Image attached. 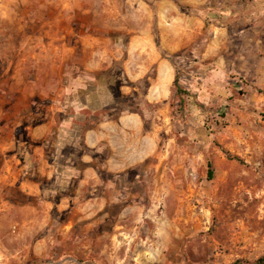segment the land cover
<instances>
[{"label":"rangeland","instance_id":"rangeland-1","mask_svg":"<svg viewBox=\"0 0 264 264\" xmlns=\"http://www.w3.org/2000/svg\"><path fill=\"white\" fill-rule=\"evenodd\" d=\"M263 9L0 0V264L264 256Z\"/></svg>","mask_w":264,"mask_h":264},{"label":"crops","instance_id":"crops-1","mask_svg":"<svg viewBox=\"0 0 264 264\" xmlns=\"http://www.w3.org/2000/svg\"><path fill=\"white\" fill-rule=\"evenodd\" d=\"M247 15L251 16L250 19L247 20V22L251 23L250 24L251 28H253L255 21L259 24H262V25L264 24V9L262 10L261 13H255L254 11L253 12L249 11L247 12ZM249 47L251 48L249 49V52L252 54L253 59L248 60L246 65L247 66L250 65L249 70L252 71L251 73L248 72L247 74L248 76H250V79H251L250 80L251 89H252V86L260 87L264 89V39L255 38L253 40H250ZM43 245H44L43 241L40 240L36 248L34 247L33 249H30L29 252H27L30 255L28 258L24 259V261H28V262L30 261V263L32 264H95V263L77 261L74 256L70 255L71 253H73L72 251H68L69 256L67 257L61 256L60 258H57V249H56L54 257L50 259L49 261L44 260V258L42 259L39 258L35 262V259L32 257V255L42 254V253H45L46 255V252H44L43 249H39ZM61 254L63 255V253ZM126 260H127L126 258L122 259L119 264H125ZM133 260L135 261V259H130V261L127 264H136Z\"/></svg>","mask_w":264,"mask_h":264},{"label":"trees","instance_id":"trees-1","mask_svg":"<svg viewBox=\"0 0 264 264\" xmlns=\"http://www.w3.org/2000/svg\"><path fill=\"white\" fill-rule=\"evenodd\" d=\"M175 86H176L178 92L182 91L180 88L178 79H176V81H175ZM226 155L228 156L229 159H232L231 154L229 152H226ZM236 160H240V159L236 158ZM213 177H214V170H213L212 164L209 163V179L212 180ZM234 264H264V256L258 258L255 261L239 260V261L235 262Z\"/></svg>","mask_w":264,"mask_h":264}]
</instances>
